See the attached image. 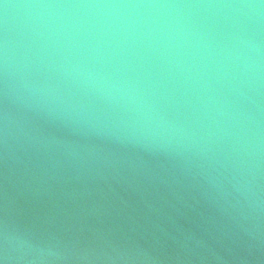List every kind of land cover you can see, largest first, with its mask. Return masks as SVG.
<instances>
[{"label":"water","instance_id":"water-1","mask_svg":"<svg viewBox=\"0 0 264 264\" xmlns=\"http://www.w3.org/2000/svg\"><path fill=\"white\" fill-rule=\"evenodd\" d=\"M21 240L264 264V0H0L6 264Z\"/></svg>","mask_w":264,"mask_h":264},{"label":"clouds","instance_id":"clouds-1","mask_svg":"<svg viewBox=\"0 0 264 264\" xmlns=\"http://www.w3.org/2000/svg\"><path fill=\"white\" fill-rule=\"evenodd\" d=\"M15 238H11L9 236L4 237L5 245H10L11 241ZM14 251H20L22 255L18 257L19 259H23L27 252L34 253L30 264H48V262L55 258V253H53L49 249H45L42 247L34 246L26 240L19 241L18 245L13 246ZM27 250V251H25ZM8 259L7 255L0 257V264H6V260Z\"/></svg>","mask_w":264,"mask_h":264}]
</instances>
